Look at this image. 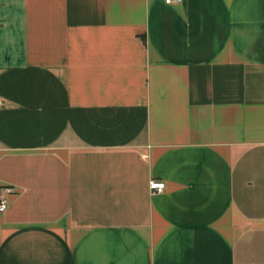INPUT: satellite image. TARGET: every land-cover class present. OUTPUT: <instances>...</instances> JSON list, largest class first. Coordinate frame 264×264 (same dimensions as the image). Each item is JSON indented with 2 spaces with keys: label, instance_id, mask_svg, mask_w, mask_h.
<instances>
[{
  "label": "crops",
  "instance_id": "crops-1",
  "mask_svg": "<svg viewBox=\"0 0 264 264\" xmlns=\"http://www.w3.org/2000/svg\"><path fill=\"white\" fill-rule=\"evenodd\" d=\"M0 101V264H264V0H0Z\"/></svg>",
  "mask_w": 264,
  "mask_h": 264
},
{
  "label": "built area",
  "instance_id": "built-area-1",
  "mask_svg": "<svg viewBox=\"0 0 264 264\" xmlns=\"http://www.w3.org/2000/svg\"><path fill=\"white\" fill-rule=\"evenodd\" d=\"M182 0H166L167 4H172V3H180ZM0 108H1V101H0ZM150 188L152 190V194H161L166 190V184L161 181H152L150 183ZM9 190L8 192H10ZM7 208V200L5 198H0V213L4 212Z\"/></svg>",
  "mask_w": 264,
  "mask_h": 264
}]
</instances>
